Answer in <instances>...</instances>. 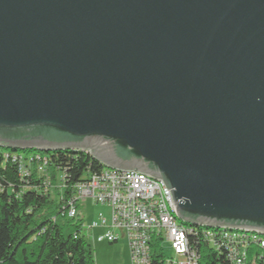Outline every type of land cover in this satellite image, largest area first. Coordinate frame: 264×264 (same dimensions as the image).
Here are the masks:
<instances>
[{"label": "water", "instance_id": "1", "mask_svg": "<svg viewBox=\"0 0 264 264\" xmlns=\"http://www.w3.org/2000/svg\"><path fill=\"white\" fill-rule=\"evenodd\" d=\"M0 147L84 151L184 224L264 236V0H0Z\"/></svg>", "mask_w": 264, "mask_h": 264}, {"label": "built area", "instance_id": "2", "mask_svg": "<svg viewBox=\"0 0 264 264\" xmlns=\"http://www.w3.org/2000/svg\"><path fill=\"white\" fill-rule=\"evenodd\" d=\"M38 152L13 156L19 162L20 178H26L34 169L43 178L44 191L58 192L61 215L68 218L75 217L79 204L88 200L105 208L107 212H98L89 225L82 222V231L102 229L97 237H91L109 244L125 238L131 264H155L152 255L156 252L161 254L159 264H198L196 242L222 253V264H251L249 258L254 260L264 255V236L257 232L182 223L164 184L142 173L104 166L98 171L87 169L65 198V172L52 169L48 154ZM166 243L172 251L170 257L164 253Z\"/></svg>", "mask_w": 264, "mask_h": 264}, {"label": "trees", "instance_id": "3", "mask_svg": "<svg viewBox=\"0 0 264 264\" xmlns=\"http://www.w3.org/2000/svg\"><path fill=\"white\" fill-rule=\"evenodd\" d=\"M38 152L34 149L12 150L0 147V264H94L78 215H61L62 201L58 192L45 190L43 178L32 169L21 179L19 162L13 156ZM38 153L46 154L39 151ZM52 169L65 172V198L87 169L98 171L103 166L88 153L61 150L47 153ZM52 174V183H55ZM200 255L198 264H222V253L195 243ZM251 258V264H264V255ZM161 254L152 255L159 264Z\"/></svg>", "mask_w": 264, "mask_h": 264}, {"label": "rangeland", "instance_id": "4", "mask_svg": "<svg viewBox=\"0 0 264 264\" xmlns=\"http://www.w3.org/2000/svg\"><path fill=\"white\" fill-rule=\"evenodd\" d=\"M60 182L57 179V185ZM78 215L83 220L85 226L89 225L90 221L96 217L98 212L106 213L107 210L97 204H93L91 200H88L86 203H80L77 207ZM91 231L84 230L83 235L90 249L92 250V257L94 264H131L130 253L127 247V241L125 238L120 237L117 242L107 243L106 241L97 242L92 239ZM96 230L93 232L95 233ZM98 232L94 235L101 234ZM90 234V235H89ZM164 253L166 257L172 256V251L170 250L169 244H164Z\"/></svg>", "mask_w": 264, "mask_h": 264}, {"label": "crops", "instance_id": "5", "mask_svg": "<svg viewBox=\"0 0 264 264\" xmlns=\"http://www.w3.org/2000/svg\"><path fill=\"white\" fill-rule=\"evenodd\" d=\"M95 230H96V232L93 233ZM102 231H103L102 229H94V230H91L90 234H91L92 237H94V235H95L96 233H98V232H102Z\"/></svg>", "mask_w": 264, "mask_h": 264}]
</instances>
